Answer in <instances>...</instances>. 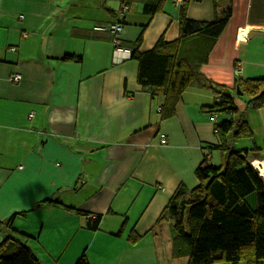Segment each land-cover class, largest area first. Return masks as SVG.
<instances>
[{"label": "crops", "instance_id": "1", "mask_svg": "<svg viewBox=\"0 0 264 264\" xmlns=\"http://www.w3.org/2000/svg\"><path fill=\"white\" fill-rule=\"evenodd\" d=\"M125 1L128 55H115L108 29L118 0H0V242L26 243L41 264H75L82 253L89 264H188L187 255L173 256L164 210L179 185L198 184L205 156L220 164L215 123L242 113L210 112L219 95L205 84L233 94L237 81L264 77V0H231L213 46L202 34L180 39L178 56L201 77L162 118L165 95L139 83L131 48L139 39L140 52L161 36L177 40L180 6ZM228 4L189 0L186 15L212 21ZM15 72L19 82L10 79ZM244 113L253 136L232 146L262 159L264 106L246 97ZM247 200L256 205L254 193ZM133 232L141 235L135 242Z\"/></svg>", "mask_w": 264, "mask_h": 264}, {"label": "trees", "instance_id": "2", "mask_svg": "<svg viewBox=\"0 0 264 264\" xmlns=\"http://www.w3.org/2000/svg\"><path fill=\"white\" fill-rule=\"evenodd\" d=\"M180 5V36L173 42L161 36L155 46L139 51V39L131 48V57L139 62L138 81L143 86L160 89L165 99L160 107L162 118L171 116L184 90L201 74L198 65L178 56L180 39L192 34L210 38L212 46L225 29L233 12L229 4L212 21H197L186 15L187 3ZM217 3L219 0H213ZM156 7L149 8L154 12ZM210 47V49L212 48ZM70 58L69 55L64 56ZM78 59V58H77ZM222 100L209 106L210 112L238 113L232 94L224 85L205 84ZM239 94H245L252 108L264 106V77L237 81ZM219 137L216 148L221 162L214 165L205 156L195 174L198 184L188 189L181 184L173 193L164 213L173 221V256H188V264H248L264 262V179L259 176L248 157L247 149H236L232 142L251 138L253 133L244 112L237 117L215 123ZM254 193L256 205L247 196ZM13 217V216H12ZM12 217L10 220H12ZM99 216L88 223L97 229ZM141 235L131 233L129 239ZM0 264H41L34 251L24 242L6 237L0 242ZM75 264H89L82 253Z\"/></svg>", "mask_w": 264, "mask_h": 264}, {"label": "built area", "instance_id": "3", "mask_svg": "<svg viewBox=\"0 0 264 264\" xmlns=\"http://www.w3.org/2000/svg\"><path fill=\"white\" fill-rule=\"evenodd\" d=\"M120 3V8L114 18V20L110 23V25L108 26V29L111 31V33L113 34V45H114V53L115 55L119 54V53H125V54H129L130 50L126 49L124 47L121 46V33L123 31V21L126 17L127 12L130 9V6L128 5V3L125 0H118ZM176 3L178 6L182 5L183 0H176ZM12 51H15L16 48L15 47H11ZM22 78V75L20 73H13L10 76V79L12 81L15 82H19ZM219 100H222L219 98ZM32 115V114H31ZM160 141L161 143H165L166 142V136L165 134H161L160 135ZM256 171L259 174V170L256 169Z\"/></svg>", "mask_w": 264, "mask_h": 264}, {"label": "rangeland", "instance_id": "4", "mask_svg": "<svg viewBox=\"0 0 264 264\" xmlns=\"http://www.w3.org/2000/svg\"><path fill=\"white\" fill-rule=\"evenodd\" d=\"M233 96V99H234V102H235V105L237 106V108H239V112H244L245 110V105H246V95L245 94H239L238 92H235L232 94ZM232 144H236V142H232ZM251 160V164L253 166V159H250ZM258 160H261V161H264V158L262 159H258ZM263 178V177H262ZM264 179V178H263Z\"/></svg>", "mask_w": 264, "mask_h": 264}, {"label": "bare ground", "instance_id": "5", "mask_svg": "<svg viewBox=\"0 0 264 264\" xmlns=\"http://www.w3.org/2000/svg\"><path fill=\"white\" fill-rule=\"evenodd\" d=\"M253 167L259 170V176L264 178V161L261 160L253 161Z\"/></svg>", "mask_w": 264, "mask_h": 264}, {"label": "water", "instance_id": "6", "mask_svg": "<svg viewBox=\"0 0 264 264\" xmlns=\"http://www.w3.org/2000/svg\"><path fill=\"white\" fill-rule=\"evenodd\" d=\"M237 92L240 93V91H239V87H238V86H237Z\"/></svg>", "mask_w": 264, "mask_h": 264}]
</instances>
